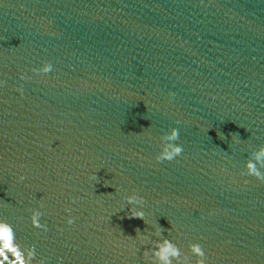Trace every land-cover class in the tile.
<instances>
[{
    "label": "water",
    "instance_id": "1",
    "mask_svg": "<svg viewBox=\"0 0 264 264\" xmlns=\"http://www.w3.org/2000/svg\"><path fill=\"white\" fill-rule=\"evenodd\" d=\"M262 147L264 0H0V264H264Z\"/></svg>",
    "mask_w": 264,
    "mask_h": 264
},
{
    "label": "clouds",
    "instance_id": "2",
    "mask_svg": "<svg viewBox=\"0 0 264 264\" xmlns=\"http://www.w3.org/2000/svg\"><path fill=\"white\" fill-rule=\"evenodd\" d=\"M52 70V65L50 63L45 64V72L48 73ZM166 139L169 141H172L170 145L164 148L163 151L156 157L157 161H164L168 160L171 161L175 157L179 156L183 148L182 146L173 143L179 139V130L177 128H173L171 130V135L167 136ZM261 151L264 152V147L261 148ZM248 174L253 175L257 177L258 179L264 180V173H261L254 164L249 162L248 165ZM20 180L25 179L24 176H21L19 178ZM127 201L130 205H142L144 203L143 197H140L136 194H133L131 196H128ZM145 213L142 210H135V209H129V218H144ZM74 222V218H70L68 220L69 224H72ZM0 239H5L6 242L10 240V231L8 232H0ZM163 247V249L166 252H171V256L175 257L177 259V264H182V252L181 249L173 244L169 239L164 238L163 240V246L161 245L160 241L154 242V246L149 250L151 255L153 257H160V259H163L166 261V264H172V259L169 258V256H160V252L158 249ZM191 253L194 254L198 259L196 260V264H205L206 255L204 252L203 247L199 243H193L190 246ZM147 254V253H146ZM23 264V262H21Z\"/></svg>",
    "mask_w": 264,
    "mask_h": 264
}]
</instances>
